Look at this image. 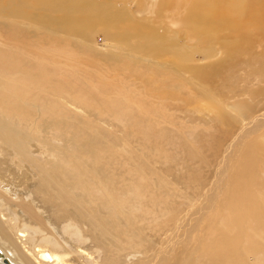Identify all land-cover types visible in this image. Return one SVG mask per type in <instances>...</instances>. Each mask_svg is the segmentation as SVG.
<instances>
[{"label":"rangeland","instance_id":"obj_1","mask_svg":"<svg viewBox=\"0 0 264 264\" xmlns=\"http://www.w3.org/2000/svg\"><path fill=\"white\" fill-rule=\"evenodd\" d=\"M21 1L0 0V133L14 141L0 139L2 191L11 199L5 219L15 210L16 219L28 220L26 208H36L45 223L30 236L57 264H149L210 193L228 143L249 121L264 118L263 78L240 67L204 75L222 62L228 28L241 23L220 12L210 19L189 14L180 0H92L121 12L114 22L119 39L101 24L106 19L79 32L35 19L32 0ZM148 26L167 37L165 48L146 47L138 33ZM261 44L255 48L264 53ZM238 102L246 105L242 117ZM67 161L99 166L117 186L130 237L102 228L101 214L113 215V207L94 183L83 186L75 172L64 173ZM57 165L70 180L67 195L52 183L56 195L48 199L37 174ZM124 217L117 225L126 229ZM254 255L264 260V252Z\"/></svg>","mask_w":264,"mask_h":264},{"label":"bare ground","instance_id":"obj_2","mask_svg":"<svg viewBox=\"0 0 264 264\" xmlns=\"http://www.w3.org/2000/svg\"><path fill=\"white\" fill-rule=\"evenodd\" d=\"M13 1L16 0H10V2ZM32 1L29 2L30 5L37 8L32 16L41 22L49 23L51 26L56 25L65 29L85 32L92 27L95 21L106 19L108 23L101 24L113 34L118 35L119 39L123 37L117 33L120 24L114 23L123 19L121 12L118 11L115 14L112 11H107V8H104L106 6L103 4H96L92 0ZM161 1L163 0H159V3ZM180 1L181 4L187 5L189 14L195 12L203 19H210L213 13L220 12L224 18L241 23L239 27L230 26L228 28V40L224 44L222 62L217 64L211 71L204 73L205 76L216 78L223 72L226 73L228 70L240 67L252 74L254 73V78L260 76L264 79V53L255 48L256 46H262L261 43L264 42V0ZM172 2L174 1L172 0ZM20 3L22 4V1ZM17 8H19L18 5ZM77 9H81L83 15L75 16ZM24 12H26V9ZM126 26L127 28L135 27L133 23H127ZM156 33L149 26L138 33L145 39L146 47L151 51H158L168 45L167 37ZM208 34H210L209 31ZM245 107L244 103H237L235 110L238 117L244 115ZM3 137L4 134L0 133V139ZM4 138L6 141L14 143L10 136ZM231 141L226 146L223 158L220 159L219 169L216 172L217 176L212 184L213 186H210L209 189L210 193L206 197L204 196V201L198 206L194 217L191 218L192 215L191 219L189 218L191 220H189V225L185 223L187 227L183 228L182 234L169 241L166 247H163L164 249L154 253L155 256H152V259L150 258L151 263L148 262L149 264H264V260L256 259L254 255L256 251L264 252V173H260L256 167V163H259V161L264 163V118L249 121ZM61 150L64 154L73 158V152L69 153L65 149ZM58 165L45 171L42 167L41 172L37 174L41 178L42 187L46 189L45 192L47 191L48 199L50 192H52L50 191L52 183L67 195L64 184L70 180L64 178ZM98 167H88L84 162L67 161L65 162L66 170L63 169L65 170L64 173L67 170L75 172L77 175L76 181L82 183L83 186L85 182L94 183L96 186L94 188L98 192H102L113 207V215L101 214L102 228L109 225L110 229L113 228L117 231L116 236L121 233L126 237H130L132 226L129 218H127L128 215L125 214V200L117 199L121 197L119 189L116 188L117 186H112L106 182V176ZM54 172L60 177H57ZM75 184L80 185L79 183ZM3 185H6V182L0 180V240L7 246L5 245V250L0 247V263L20 264L17 262L20 261L22 264H57V256L49 251L47 245L41 240L35 241L30 236V229L33 231L35 229L40 230V223H45L36 208H26L28 220L16 219L14 208L12 216L8 217L7 220L5 219L2 210L7 209L11 199L9 195L3 193ZM87 189L89 190V188ZM88 190L86 191L87 194L90 193V190L89 193ZM126 193L128 192L126 191ZM52 195L55 196L56 194L53 193ZM74 196L76 195L74 194ZM75 200L77 202L78 199ZM82 202L84 205V201ZM82 202L79 203L82 204ZM90 207L92 206L90 205ZM61 210L64 211L63 207ZM76 210L78 213L80 212L79 207ZM85 211L98 214L97 216L100 215L94 210L89 212L86 209ZM121 215L125 216L123 222L127 226L126 229L117 225L119 222L117 220L119 217L121 218ZM212 229H216L214 235H211ZM30 240L32 241L30 242ZM9 249H12L14 253Z\"/></svg>","mask_w":264,"mask_h":264},{"label":"water","instance_id":"obj_3","mask_svg":"<svg viewBox=\"0 0 264 264\" xmlns=\"http://www.w3.org/2000/svg\"><path fill=\"white\" fill-rule=\"evenodd\" d=\"M1 264V263H0Z\"/></svg>","mask_w":264,"mask_h":264}]
</instances>
